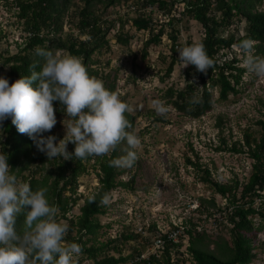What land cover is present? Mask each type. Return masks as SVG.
<instances>
[{
  "label": "trees",
  "instance_id": "obj_1",
  "mask_svg": "<svg viewBox=\"0 0 264 264\" xmlns=\"http://www.w3.org/2000/svg\"><path fill=\"white\" fill-rule=\"evenodd\" d=\"M120 1L82 0L83 5L77 6L74 0H11L10 4L15 6L14 14L19 22L22 20L26 36L17 53L8 55V51L0 49V77L8 79L11 85L21 76L30 75L32 65H36L35 70L40 71L44 59L36 54L37 47L51 50L53 53L59 50L78 57L88 74L96 76L98 70L92 67L95 62L93 54L110 47L108 34L113 25L99 12ZM263 1L143 0V6H156L164 16H167V21L161 23L157 32L155 31L157 24L150 15L140 13L132 19L138 30H149L151 33L144 43L143 58L149 54L148 47L160 44L166 33L171 41V61L166 74L171 76L177 62V49L183 46L179 43L177 23L187 16L201 24L203 37L197 43L204 44L207 54L214 61V67L209 69L207 74L197 71L193 65L184 68L182 75L185 84L179 89L169 87L165 95L167 102L185 115L200 117L212 107L213 88H217V99L222 101L227 100L231 93L239 91L237 86L245 68L240 65L241 61L234 50V45H238L244 39H251L255 42L253 48L258 53H264V10L257 8ZM179 6L182 10L178 12L180 16H177L176 10ZM72 8L74 9L71 10ZM235 19L237 22L245 21L244 33L225 35L224 32L234 24ZM65 21L72 23V29L78 30L77 35L71 30L64 31ZM120 21L117 42L127 45L131 37L123 32L125 21L122 17ZM225 49L229 51H221ZM104 87L115 92V83ZM194 93L199 96L201 102L190 104ZM53 106L55 114L63 112L59 101L53 102ZM125 115L131 124L128 131L133 133L135 117L131 113ZM256 125L259 136L247 129L243 144L240 141H233L230 145L224 142L225 148L245 152L252 159L250 175L244 182L238 179L227 182L215 180L211 177L209 167L198 157L195 160L187 157V163L201 175V180L208 184L214 193L226 198V204L220 206L214 197H201L200 205L194 211L200 214L204 211L207 214L206 219L214 218L215 224L227 231L229 236L226 237L221 231L213 237L209 236L205 228H199L190 216L180 226L181 230L175 225L172 226L180 230L177 241L169 239L167 234L163 235L164 248L147 257H142L141 248H136L132 255H122L120 244L115 243L110 247L108 243L98 241L100 229L103 227L99 215L106 210V204H101L102 198L119 185L134 189V175L129 181L117 179L119 174L128 169L109 166V160L123 156L121 144L104 156L88 157L85 160L75 157L69 160H64L63 157L48 160L26 134L18 133L11 123V118H8L1 124L4 139H1L0 153L8 156L10 172L17 178L22 176L23 181L33 190L47 189L46 198L49 204L58 209L57 222L60 218L69 220L64 244L67 246L75 243L81 247L82 256L76 264L84 259H92L94 264H128L131 259L136 260L134 264H183L186 261H191V264H249L257 256L254 251V239L257 235L254 231H261L264 228V113L263 117L256 121ZM44 135L54 134L51 131ZM68 145V152L74 153L75 145L70 142ZM39 163L42 166L44 163L51 165L43 181L35 177L40 171ZM89 167L97 174L99 186L94 193L85 197L84 203L80 206V214L70 218L68 212L81 198L78 194L79 177L88 173ZM93 194L95 202L89 200ZM206 204L209 205L208 209H205ZM24 219L23 215L17 217L18 232L23 229ZM150 227L154 235L145 238L146 245H151L154 236L160 234L155 223ZM135 236L141 234H122L124 241ZM185 238L187 245L181 250L185 245ZM88 243L91 244L88 246ZM110 248L119 255L110 254L108 251ZM101 252H105L102 257Z\"/></svg>",
  "mask_w": 264,
  "mask_h": 264
},
{
  "label": "rangeland",
  "instance_id": "obj_2",
  "mask_svg": "<svg viewBox=\"0 0 264 264\" xmlns=\"http://www.w3.org/2000/svg\"><path fill=\"white\" fill-rule=\"evenodd\" d=\"M9 1L0 0V49L8 51V55H13L21 49L20 45L26 34L23 31L22 20L19 22L14 14L15 6L10 4L11 0ZM74 1L77 6L83 5L82 0ZM142 3L143 0H121L99 12L113 25L108 34L110 47L93 54L95 62L92 67L98 70V74L92 77L103 81L104 85L115 83V92L120 99L134 109L131 113L135 117L133 133L141 141L135 149L138 159L134 166L119 167L128 171L117 177L129 181L134 175V189L119 185L107 195L106 210L99 215L103 227L100 229L98 241L108 243L110 247L115 243L120 244L122 255H132L136 248H141L143 256L147 257L153 248L146 245L145 238L154 235L150 229L153 223L158 230H167L173 225L181 226L185 219L191 216L199 228H205L209 236L213 237L220 231L226 237L229 236L227 231L215 224L214 218L206 219L207 214L204 211L201 214L194 211L200 205L201 197H214L220 206L226 204V198L214 193L211 187L201 180V175L187 163V157L192 160L198 157L209 167L211 177L215 180L227 182L238 179L244 182L248 179L252 159L245 152L225 148L224 142L230 145L233 141H240L243 144L247 129L259 136L256 121L261 119L264 113V76H257L248 71L244 64L245 54L234 45V50L241 61L240 65L245 68L237 86L239 91L231 93L227 100L222 101L217 99V88H213L214 101L209 110L200 117L183 114L167 102L165 96L169 87L179 89L185 84L182 75L184 68L178 61L179 53L173 73L167 76L166 70L171 61V41L168 35L166 33L163 35L160 44L149 46V54L143 58L144 43L151 33L149 30H138L132 21L140 13L150 15L157 24L155 27L157 32L161 23L167 21V16H164L156 6H143ZM257 8L264 10V1ZM181 10L182 7L179 6L176 10L177 16H180L178 12ZM120 17L125 21L123 32L131 37L127 45L117 42ZM177 27L179 43L183 46L197 43L203 37L201 24L187 16L177 23ZM244 27V20L237 22L235 19L234 24L224 34L241 35L244 33ZM63 28L65 32L71 30L75 35L78 34V30L72 29L71 22L65 21ZM54 54L67 55L59 50ZM252 54L264 58V53H258L255 48ZM7 70L8 68L5 69ZM154 101H159L167 107L165 115L156 114ZM55 115L57 123L51 131L57 137L58 143L65 136L62 121L66 117L64 112H56ZM1 139H4V134L0 124V144ZM121 146V154L125 155L126 142L121 143ZM50 166L48 163L39 166L40 171L35 177L43 181ZM18 180L27 183L23 181L22 176H19ZM98 186L97 174L89 167V172L79 177L78 194L81 198L68 212V217L80 214V206L84 203L85 197L94 193ZM208 206L205 209H208ZM58 221L67 227L69 225V220L60 218ZM254 232L257 235L254 239V251L257 256L249 264H264V228ZM138 233L141 236H135L127 241L122 238V234ZM184 243L181 250L185 249L187 238ZM90 244L88 243V246ZM108 251L110 254L119 255L112 248ZM104 254L105 252H101L100 257ZM80 256L82 253L74 262ZM135 261L131 259L128 264H134ZM80 263L94 264L92 259H84ZM183 264H191V261Z\"/></svg>",
  "mask_w": 264,
  "mask_h": 264
},
{
  "label": "clouds",
  "instance_id": "obj_3",
  "mask_svg": "<svg viewBox=\"0 0 264 264\" xmlns=\"http://www.w3.org/2000/svg\"><path fill=\"white\" fill-rule=\"evenodd\" d=\"M253 44L251 39H244L236 47L245 54L248 71L264 76V58L252 54ZM35 52L44 59L40 71L32 65L30 75L21 76L11 85L0 77V124L11 118L18 133L26 134L48 160L104 156L126 142V154L109 160V166L131 168L138 159L135 149L141 144L138 136L128 131L131 124L125 114L132 113L133 107L106 89L103 81L90 76L80 58L57 55L40 47ZM177 52L182 68L193 65L207 74L214 67L202 42L182 46ZM55 101H59L66 117L62 121L65 136L58 143L56 136L44 135L57 123ZM200 102L195 93L189 101ZM153 106L157 115L168 111L159 101H154ZM69 142L75 145L74 153L67 151ZM7 160L8 156L0 153V264H74L82 249L75 243L65 246L67 226L57 222L58 209L49 204L47 189L33 190L28 183L19 181L10 172ZM89 200L95 202V194ZM107 203L105 194L101 204ZM20 215L25 219L18 232Z\"/></svg>",
  "mask_w": 264,
  "mask_h": 264
},
{
  "label": "built area",
  "instance_id": "obj_4",
  "mask_svg": "<svg viewBox=\"0 0 264 264\" xmlns=\"http://www.w3.org/2000/svg\"><path fill=\"white\" fill-rule=\"evenodd\" d=\"M175 226H177L181 230V227L179 225H175ZM179 229H176L173 227H171L170 229H167V230L159 229L160 234L155 236L152 240L151 246H152L153 250L151 251V253H155L157 251H160L162 248H164L165 238L163 235H165V234H167L169 239H171L173 241H177L178 235L180 232ZM142 257H144L143 254H142ZM74 263L76 264V262H74Z\"/></svg>",
  "mask_w": 264,
  "mask_h": 264
}]
</instances>
